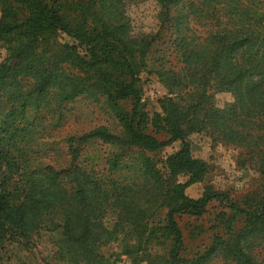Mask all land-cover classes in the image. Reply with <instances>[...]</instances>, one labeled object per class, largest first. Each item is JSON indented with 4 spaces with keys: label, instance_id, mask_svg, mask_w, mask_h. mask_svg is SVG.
Here are the masks:
<instances>
[{
    "label": "trees",
    "instance_id": "16d2710c",
    "mask_svg": "<svg viewBox=\"0 0 264 264\" xmlns=\"http://www.w3.org/2000/svg\"><path fill=\"white\" fill-rule=\"evenodd\" d=\"M132 1L0 0V43L9 44L8 57L0 64V97L12 106L0 113V250L29 242L45 228L60 230L53 249L58 264H108L99 254L115 235L104 224L106 178L79 167L35 169L28 159L34 128L26 118L28 107L49 105L48 95L56 107L81 95H99L115 108L130 146L143 153L182 144L166 158L165 174L142 155L148 195L136 189L111 203L109 209L120 199L119 207L138 210L125 213L129 230L121 241L132 236L137 244L125 247L124 254L169 241L165 264H208L217 256L226 264H257L243 242L264 235V186L257 198L242 204H225L226 196L210 189L199 199L185 191L209 171L208 163L191 153L187 138L194 132L233 146L241 165L264 175V0H150L157 8L150 32L134 30L128 15ZM60 34L77 42L83 53L59 43ZM156 51L160 55L154 62L160 64L158 75L168 96L149 122L156 134H166L165 141L146 132L136 86ZM64 65L76 73H66ZM19 76L31 81L27 89H21ZM221 93L232 100L222 108L215 100ZM127 100L132 102L130 113L116 104ZM80 140L111 143L112 137L100 127ZM70 153L77 160L78 149ZM108 164L109 171L119 166L115 160ZM140 200L150 206L139 209ZM211 202L227 209L217 215L225 234L216 235L203 252L185 255L177 218L198 217ZM151 208L163 212V223L149 227L145 217ZM239 219L243 226L236 232Z\"/></svg>",
    "mask_w": 264,
    "mask_h": 264
},
{
    "label": "rangeland",
    "instance_id": "374dc122",
    "mask_svg": "<svg viewBox=\"0 0 264 264\" xmlns=\"http://www.w3.org/2000/svg\"><path fill=\"white\" fill-rule=\"evenodd\" d=\"M156 11L153 1H132L128 8V15L134 30L136 32L153 31L156 26ZM57 38L59 43L74 45L79 53H83V47L65 34H60ZM8 47L7 42L0 43V64L8 57ZM159 55V51H156L149 56L147 66L139 74L136 86L141 93L140 108L147 116L146 132L160 141H165L166 134L164 132L156 134L149 122L155 113H161L159 101L168 96V90L158 75L160 64L154 62ZM63 68L66 73H76L69 65H64ZM17 79L20 81L22 90L27 89L31 83L28 78L22 76ZM45 99L49 101V105L43 104L39 109L31 107L26 109V118L34 124L29 135L31 143L28 145L30 148L28 159L32 168L45 170L46 167H52L54 170H60L79 167L97 176L103 175L106 178L104 224L106 229L115 230V235L99 249V254L108 264H165L168 259L169 241L166 245L150 242L138 253L124 254L125 247L137 244L134 240H130L132 236L121 241L124 233L129 230L125 223V213L134 214L138 210L136 208L126 210L119 207L120 199L118 206L112 209L109 207L117 195H125V192L131 194V191L137 189L148 195L150 183L141 169L142 155L152 159L157 169L165 174L164 162L168 156L181 148V142L177 141L171 146L154 152L143 151L142 153L139 148L129 145L115 108L104 96L98 95L94 98L81 95L59 107L52 103L51 95ZM215 100L221 108L232 101L231 96L224 93L216 94ZM116 104L124 113H130L131 101H119ZM11 107L10 101L0 97V113L8 111ZM100 127L105 128L111 135V143L100 140H80L85 134ZM187 141L192 155L206 161L209 165V171L202 181L186 189L185 193L189 198L199 199L207 189L223 193L226 196L225 204L235 202L242 204L244 200L249 201L258 197L264 186V175L253 168L241 165L238 160V151L233 146L214 141V137L206 132L191 133ZM74 148L79 151L75 161L70 153V149ZM110 160H115L119 164L114 171H109L108 161ZM178 181L182 182L184 178L180 177ZM137 205L139 209L150 206L148 203L144 204V200L137 202ZM153 209L146 211L145 219L149 227L158 222H164L163 212L156 213L154 210L153 213ZM221 212H227L226 207L211 202L206 211L198 217L177 218L184 236L185 255L203 252L210 246L216 235L222 237L225 234L223 226L217 221V215ZM242 226L243 222L239 219L234 225V231H239ZM60 237V230L50 233L42 228L29 238V242L18 241L5 245V248L0 250V264H58L54 258L53 249L57 248ZM243 246L257 264H264V235L248 237L243 242ZM208 264L226 263L222 257L217 256Z\"/></svg>",
    "mask_w": 264,
    "mask_h": 264
}]
</instances>
